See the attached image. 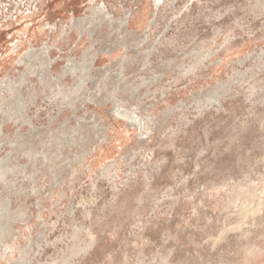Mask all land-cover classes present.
<instances>
[{
    "label": "rangeland",
    "instance_id": "1",
    "mask_svg": "<svg viewBox=\"0 0 264 264\" xmlns=\"http://www.w3.org/2000/svg\"><path fill=\"white\" fill-rule=\"evenodd\" d=\"M0 264H264V0H0Z\"/></svg>",
    "mask_w": 264,
    "mask_h": 264
},
{
    "label": "bare ground",
    "instance_id": "2",
    "mask_svg": "<svg viewBox=\"0 0 264 264\" xmlns=\"http://www.w3.org/2000/svg\"><path fill=\"white\" fill-rule=\"evenodd\" d=\"M160 2V0H155V4L158 6V3Z\"/></svg>",
    "mask_w": 264,
    "mask_h": 264
}]
</instances>
